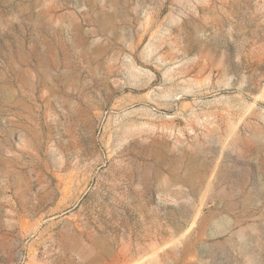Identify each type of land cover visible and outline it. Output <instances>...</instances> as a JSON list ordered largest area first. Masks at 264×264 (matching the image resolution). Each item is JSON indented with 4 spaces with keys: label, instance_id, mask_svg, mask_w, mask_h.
<instances>
[{
    "label": "rangeland",
    "instance_id": "rangeland-1",
    "mask_svg": "<svg viewBox=\"0 0 264 264\" xmlns=\"http://www.w3.org/2000/svg\"><path fill=\"white\" fill-rule=\"evenodd\" d=\"M0 264H264V0H0Z\"/></svg>",
    "mask_w": 264,
    "mask_h": 264
}]
</instances>
